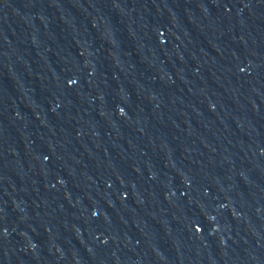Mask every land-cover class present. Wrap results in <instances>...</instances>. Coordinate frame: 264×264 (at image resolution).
Instances as JSON below:
<instances>
[{
    "label": "water",
    "instance_id": "95a60500",
    "mask_svg": "<svg viewBox=\"0 0 264 264\" xmlns=\"http://www.w3.org/2000/svg\"><path fill=\"white\" fill-rule=\"evenodd\" d=\"M0 264H264V0H0Z\"/></svg>",
    "mask_w": 264,
    "mask_h": 264
}]
</instances>
